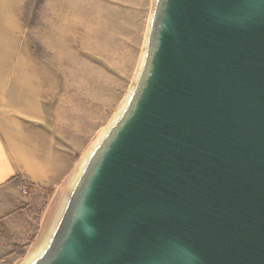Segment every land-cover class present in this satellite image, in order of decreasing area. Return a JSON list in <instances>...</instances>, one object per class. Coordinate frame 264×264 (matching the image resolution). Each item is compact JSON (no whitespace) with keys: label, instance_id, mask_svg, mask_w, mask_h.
<instances>
[{"label":"water","instance_id":"1","mask_svg":"<svg viewBox=\"0 0 264 264\" xmlns=\"http://www.w3.org/2000/svg\"><path fill=\"white\" fill-rule=\"evenodd\" d=\"M68 197L22 264H264V0H156Z\"/></svg>","mask_w":264,"mask_h":264},{"label":"rangeland","instance_id":"2","mask_svg":"<svg viewBox=\"0 0 264 264\" xmlns=\"http://www.w3.org/2000/svg\"><path fill=\"white\" fill-rule=\"evenodd\" d=\"M155 4L0 0V130L27 167L54 151L72 153L67 177L30 188L18 208L23 222L2 226V236L25 248L2 264H22L53 231L72 180L135 86Z\"/></svg>","mask_w":264,"mask_h":264},{"label":"crops","instance_id":"3","mask_svg":"<svg viewBox=\"0 0 264 264\" xmlns=\"http://www.w3.org/2000/svg\"><path fill=\"white\" fill-rule=\"evenodd\" d=\"M71 170L72 153L66 149L35 160L33 166H24L0 130V231L3 225L14 227L23 222L18 208L20 202L29 197L30 188L59 184ZM26 179L29 182L26 183ZM17 254L21 257L25 255L24 245L9 242L0 233V258Z\"/></svg>","mask_w":264,"mask_h":264},{"label":"bare ground","instance_id":"4","mask_svg":"<svg viewBox=\"0 0 264 264\" xmlns=\"http://www.w3.org/2000/svg\"><path fill=\"white\" fill-rule=\"evenodd\" d=\"M144 56H145V54H144ZM143 61H144V57H143ZM143 61H142V64H143ZM142 64H141V66H142ZM141 68V67H140ZM140 70V69H139ZM95 148V147H94ZM93 151V150H92ZM92 151H91V153H92ZM86 159V158H85ZM84 159V160H85ZM84 163V162H83ZM86 163V162H85ZM84 165L85 164H82V166L80 167V172L83 170V167H84ZM74 182H75V180L73 181L72 180V183H71V186H73V184H74ZM41 240V239H40ZM47 240H48V236L42 241V243H41V245H39L38 247H36V249H33L31 252H29V254H28V256L26 257V260H30V259H32V258H34L37 254H38V252L41 250V248L45 245V243L47 242Z\"/></svg>","mask_w":264,"mask_h":264}]
</instances>
